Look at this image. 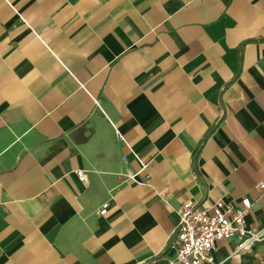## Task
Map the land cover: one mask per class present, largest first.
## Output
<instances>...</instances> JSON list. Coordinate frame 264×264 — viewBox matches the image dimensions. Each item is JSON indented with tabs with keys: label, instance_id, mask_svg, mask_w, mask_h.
<instances>
[{
	"label": "crops",
	"instance_id": "0c3cea01",
	"mask_svg": "<svg viewBox=\"0 0 264 264\" xmlns=\"http://www.w3.org/2000/svg\"><path fill=\"white\" fill-rule=\"evenodd\" d=\"M259 182L264 0H0V264H164L185 202L264 228Z\"/></svg>",
	"mask_w": 264,
	"mask_h": 264
},
{
	"label": "built area",
	"instance_id": "2783aa9c",
	"mask_svg": "<svg viewBox=\"0 0 264 264\" xmlns=\"http://www.w3.org/2000/svg\"><path fill=\"white\" fill-rule=\"evenodd\" d=\"M147 166L145 163L143 168ZM77 173L79 179L86 183L87 173L84 170H78ZM138 173L131 170L126 178L135 180ZM150 179L151 174H147L144 183H149ZM256 189L259 198L264 197V182H259ZM253 203L251 198L243 197L235 202L220 198L206 207L193 202L182 204L178 210L180 220L169 244L175 250V256L164 264H217L214 253L221 239L239 237L240 249H251L261 243L264 240V228L248 224ZM109 207L110 202H105L100 214H106Z\"/></svg>",
	"mask_w": 264,
	"mask_h": 264
}]
</instances>
